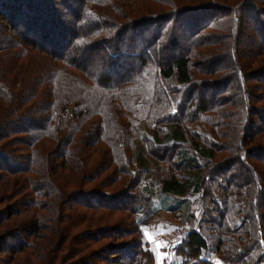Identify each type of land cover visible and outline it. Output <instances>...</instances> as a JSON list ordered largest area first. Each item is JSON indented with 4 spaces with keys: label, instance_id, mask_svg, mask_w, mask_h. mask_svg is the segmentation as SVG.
Wrapping results in <instances>:
<instances>
[{
    "label": "trees",
    "instance_id": "1",
    "mask_svg": "<svg viewBox=\"0 0 264 264\" xmlns=\"http://www.w3.org/2000/svg\"><path fill=\"white\" fill-rule=\"evenodd\" d=\"M59 5L0 0L6 264H157L145 153L179 264H264V0Z\"/></svg>",
    "mask_w": 264,
    "mask_h": 264
},
{
    "label": "rangeland",
    "instance_id": "2",
    "mask_svg": "<svg viewBox=\"0 0 264 264\" xmlns=\"http://www.w3.org/2000/svg\"><path fill=\"white\" fill-rule=\"evenodd\" d=\"M58 4H61L63 16L65 18H72V15L67 11L66 5L69 0H55ZM77 5V4H76ZM60 10V9H59ZM69 10V8H68ZM60 11V13H62ZM108 62V60H107ZM154 130V124H148L146 122L141 123V134H149L152 135ZM139 148H143V141H138ZM143 167L147 170V181H149L153 185V189L155 190V194L153 193L152 209L155 211L151 218L148 220L145 229L148 230V234H145L146 240L151 243L152 249L159 255V262L157 260V264H179V257L174 253L175 246L182 240L183 236L186 235L187 231L190 229V223L187 222L185 216L179 217L176 213L170 212L162 207V202L160 196H158L159 190L157 188L158 184V170L151 158L149 159L148 155L145 153L142 160ZM157 193V194H156ZM194 196L192 197V199ZM119 202L122 200L114 199ZM196 206H192L191 210L196 211L195 214L198 217V220L202 218L203 211L202 208H195ZM161 212V213H160ZM182 213H185V210H182ZM198 220L195 222L196 226H199ZM145 233V231H144ZM151 236L152 239L148 237ZM159 241H164L167 243V247L157 248V243ZM109 240H106V243ZM169 251L168 254L164 255L165 251ZM156 254V258H157ZM215 261L218 259V255L214 254ZM213 258V257H212ZM9 259V254L7 252H0V264H6ZM89 263H93V260H89Z\"/></svg>",
    "mask_w": 264,
    "mask_h": 264
},
{
    "label": "crops",
    "instance_id": "3",
    "mask_svg": "<svg viewBox=\"0 0 264 264\" xmlns=\"http://www.w3.org/2000/svg\"><path fill=\"white\" fill-rule=\"evenodd\" d=\"M161 213V212H160ZM162 254H168L169 253V251L167 250V251H165V253H163L162 251H160ZM157 254V253H156ZM218 255V254H217ZM213 258V261H214V263L215 264H218V262H219V264H227V263H225V262H223L222 260H221V258H220V256L218 255V259L215 261V256H212ZM157 260H158V262H159V255L157 254Z\"/></svg>",
    "mask_w": 264,
    "mask_h": 264
},
{
    "label": "snow or ice",
    "instance_id": "4",
    "mask_svg": "<svg viewBox=\"0 0 264 264\" xmlns=\"http://www.w3.org/2000/svg\"><path fill=\"white\" fill-rule=\"evenodd\" d=\"M144 231H145V234L147 235V234H148V230H147V229H144ZM148 238H149V239H152L151 236H149ZM156 243H157V248H160V247H167V243L164 242V241H159V242H156ZM164 255H166V254H164ZM218 264H219V262H218Z\"/></svg>",
    "mask_w": 264,
    "mask_h": 264
}]
</instances>
